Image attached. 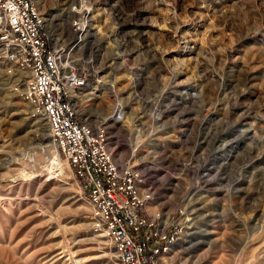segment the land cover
<instances>
[{
  "label": "rangeland",
  "instance_id": "rangeland-1",
  "mask_svg": "<svg viewBox=\"0 0 264 264\" xmlns=\"http://www.w3.org/2000/svg\"><path fill=\"white\" fill-rule=\"evenodd\" d=\"M33 1L88 70L72 103L146 174L147 210L180 214L169 262L264 264V0ZM19 78L0 65V264H118Z\"/></svg>",
  "mask_w": 264,
  "mask_h": 264
},
{
  "label": "built area",
  "instance_id": "built-area-1",
  "mask_svg": "<svg viewBox=\"0 0 264 264\" xmlns=\"http://www.w3.org/2000/svg\"><path fill=\"white\" fill-rule=\"evenodd\" d=\"M79 7L83 14L74 21L78 42L89 13L85 4ZM72 52L73 47L50 45L33 0H0V65L9 74H20L18 84L26 82L21 93L33 114L47 123L88 197L94 230L110 238L118 264H171L172 245L183 235L184 222L177 210L148 213L153 192L146 174L130 159L116 158L108 123L79 119L72 91L88 82L89 73L77 66Z\"/></svg>",
  "mask_w": 264,
  "mask_h": 264
},
{
  "label": "bare ground",
  "instance_id": "bare-ground-1",
  "mask_svg": "<svg viewBox=\"0 0 264 264\" xmlns=\"http://www.w3.org/2000/svg\"><path fill=\"white\" fill-rule=\"evenodd\" d=\"M82 1V0H81ZM87 8V7H86ZM87 10H89L88 8H87ZM72 95H74V93H73V91H72ZM114 114L112 115L113 117L114 116H117V117H119L121 114V110H119V109H117V110H115L114 112H113ZM116 119V118H115Z\"/></svg>",
  "mask_w": 264,
  "mask_h": 264
},
{
  "label": "crops",
  "instance_id": "crops-1",
  "mask_svg": "<svg viewBox=\"0 0 264 264\" xmlns=\"http://www.w3.org/2000/svg\"><path fill=\"white\" fill-rule=\"evenodd\" d=\"M78 117H79V119L80 120H83L84 119V117H83V115L81 114V111L80 110H78ZM86 121V120H85ZM149 213H151L150 211H149V209L147 210Z\"/></svg>",
  "mask_w": 264,
  "mask_h": 264
}]
</instances>
